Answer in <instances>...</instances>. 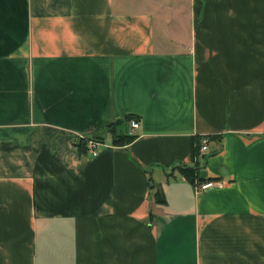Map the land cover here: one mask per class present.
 Instances as JSON below:
<instances>
[{"label": "crops", "instance_id": "0c3cea01", "mask_svg": "<svg viewBox=\"0 0 264 264\" xmlns=\"http://www.w3.org/2000/svg\"><path fill=\"white\" fill-rule=\"evenodd\" d=\"M0 264H264V0H0Z\"/></svg>", "mask_w": 264, "mask_h": 264}, {"label": "trees", "instance_id": "16d2710c", "mask_svg": "<svg viewBox=\"0 0 264 264\" xmlns=\"http://www.w3.org/2000/svg\"><path fill=\"white\" fill-rule=\"evenodd\" d=\"M134 118L132 115H127L122 120H117L112 124L108 125L105 132L103 134H87L84 138L79 137L75 141V145L77 146L80 153H88L89 146L88 142L89 139H96L100 142H103L106 137L110 136L112 138V142L116 145H124L130 143L134 138L135 134H129L130 120ZM202 146V138L198 140V144L196 146V153L197 156L199 155V151ZM179 171L185 175L192 183L198 178L197 167L195 166H187V165H180ZM154 190V198L156 203H165L166 198L163 192V189L160 186H152Z\"/></svg>", "mask_w": 264, "mask_h": 264}, {"label": "built area", "instance_id": "2783aa9c", "mask_svg": "<svg viewBox=\"0 0 264 264\" xmlns=\"http://www.w3.org/2000/svg\"><path fill=\"white\" fill-rule=\"evenodd\" d=\"M140 126V121L137 118H132L130 120V128H129V134L134 135L135 130L139 128ZM80 137H85V135H81ZM208 143L209 139L207 136L202 138V146L200 151L201 152H206L208 150ZM101 144L100 141L95 140V139H89L88 146H89V153L91 156H97L99 154L98 147ZM215 185V182L212 180H208L205 182L197 183L195 184V190L197 193H200L201 191L207 190Z\"/></svg>", "mask_w": 264, "mask_h": 264}, {"label": "rangeland", "instance_id": "374dc122", "mask_svg": "<svg viewBox=\"0 0 264 264\" xmlns=\"http://www.w3.org/2000/svg\"><path fill=\"white\" fill-rule=\"evenodd\" d=\"M92 139V138H91ZM96 140V139H95Z\"/></svg>", "mask_w": 264, "mask_h": 264}]
</instances>
